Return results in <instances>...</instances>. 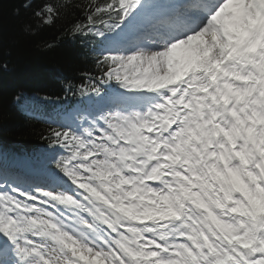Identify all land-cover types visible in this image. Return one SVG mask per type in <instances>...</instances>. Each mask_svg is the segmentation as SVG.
Listing matches in <instances>:
<instances>
[{
  "label": "snow or ice",
  "instance_id": "obj_1",
  "mask_svg": "<svg viewBox=\"0 0 264 264\" xmlns=\"http://www.w3.org/2000/svg\"><path fill=\"white\" fill-rule=\"evenodd\" d=\"M21 6L91 67L41 157L0 151V264H264V0Z\"/></svg>",
  "mask_w": 264,
  "mask_h": 264
},
{
  "label": "trees",
  "instance_id": "obj_2",
  "mask_svg": "<svg viewBox=\"0 0 264 264\" xmlns=\"http://www.w3.org/2000/svg\"><path fill=\"white\" fill-rule=\"evenodd\" d=\"M22 2L3 3L0 64H7V68L0 67V147L8 157L15 154L35 158L39 148L47 147L41 133L54 111L63 114L78 100L65 92V81L80 80V74L91 64L85 58L87 49L71 38L64 37L51 50L44 47L45 41L60 34L63 20L37 35L25 34L22 27L30 18L31 9L25 10ZM17 8L19 15L15 14ZM18 93L22 95L19 104L13 99ZM33 111L40 118L33 119Z\"/></svg>",
  "mask_w": 264,
  "mask_h": 264
},
{
  "label": "rangeland",
  "instance_id": "obj_3",
  "mask_svg": "<svg viewBox=\"0 0 264 264\" xmlns=\"http://www.w3.org/2000/svg\"><path fill=\"white\" fill-rule=\"evenodd\" d=\"M11 162H16V163H24V164H30L31 163V160L30 159H26V157H19V158H16V159H12Z\"/></svg>",
  "mask_w": 264,
  "mask_h": 264
}]
</instances>
